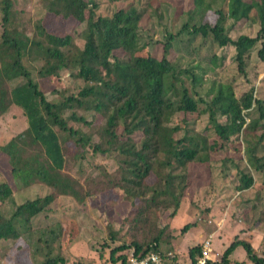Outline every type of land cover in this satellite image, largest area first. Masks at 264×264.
<instances>
[{"label":"trees","instance_id":"16d2710c","mask_svg":"<svg viewBox=\"0 0 264 264\" xmlns=\"http://www.w3.org/2000/svg\"><path fill=\"white\" fill-rule=\"evenodd\" d=\"M193 2L201 7L204 0ZM46 5L55 14L65 18L74 16L85 23L81 29L83 47L75 43L72 34L48 31L41 20L34 24V33L27 32L16 19L12 0H0L3 28L0 116L16 105L28 121L24 132L0 145V153L8 156L14 175L22 179L25 187L41 183L52 190L17 205L10 215L0 209V240L17 241L29 235L33 218L49 209L57 196H71L82 203L108 187L109 181L101 174V186L96 187L95 175L83 179L66 170L67 163L71 159L80 160L89 147L94 153L113 155L120 180L116 185L128 199L139 205L144 203L150 211L169 207L172 199L179 205L188 186L191 166L211 174L212 154L232 145L239 148L235 139L240 135L246 144L249 165L264 172V100L255 95V89L237 97L230 83L220 84L208 101L195 89L201 76L194 72V67L183 68L170 58L176 39L188 30L211 38L220 47H234L238 71L246 75L248 60L258 43L256 54L264 63V0H231L229 9L218 10L219 17L213 25L186 23L177 33L169 31L159 40L143 37L142 13L131 3L109 16L98 13L97 0H46ZM227 15L237 21L252 18L260 28L255 36L241 34L233 38L225 26ZM159 44L163 46L161 57L154 54ZM118 50L129 53L128 58L117 56ZM218 60L214 54L212 61L217 64ZM36 62L41 65L36 66ZM62 69L71 71L72 83L81 79L84 84L76 85L71 91L56 88L53 92L58 97L49 99L38 78L59 75ZM18 77L25 81L11 87L10 82ZM251 108L258 116L248 122L251 112L245 110ZM203 113L208 114V122L203 129H197L193 122ZM259 129L263 132L256 136L254 132ZM135 134H140L138 140ZM22 142L33 149L27 152ZM72 149L74 152L69 153ZM233 158L229 155L225 160L233 161ZM105 170L100 167L99 173ZM151 174L157 176L152 183L148 182ZM240 182V190L254 184L253 177L245 173L241 174ZM12 196L9 183L0 181V202ZM193 225L186 223L182 232ZM49 233L53 240L61 236L58 228ZM78 233L76 223L69 231L66 244ZM110 238L119 240L115 231L110 233ZM161 240L159 235L147 242L136 238L125 240L111 249V259L126 264L131 251L136 256L156 251L166 264H177L175 254L160 249ZM204 242L190 247V264H196L203 256ZM239 246H243L246 258L253 264H264V256L243 238L234 239L219 259L209 258L204 264H242L232 258ZM58 263L65 264L61 255L47 256L37 264Z\"/></svg>","mask_w":264,"mask_h":264},{"label":"rangeland","instance_id":"374dc122","mask_svg":"<svg viewBox=\"0 0 264 264\" xmlns=\"http://www.w3.org/2000/svg\"><path fill=\"white\" fill-rule=\"evenodd\" d=\"M230 1L204 0L203 5L198 7L193 0H97V11L109 16L122 6L134 4L142 13L143 37L159 40L169 31L177 33L186 23L191 25L207 22L213 25L218 20V10L229 9ZM12 2L17 21H20L27 32L34 33V24L41 20L48 31L62 35L72 34L75 43L83 47L81 29L85 23H81L74 16L65 18L51 12L46 0ZM253 12L254 10L252 14ZM1 16L0 13V35L3 30ZM225 26L233 38L241 34L255 36L260 28L257 20L245 18L237 21L229 15L226 16ZM259 47L260 43L248 60L246 75L238 71L234 47H220L211 38L191 34L188 30L176 39L170 58L183 68L194 67V72L201 76V82L195 89L208 101L215 95L220 84L228 83L232 85L237 97L254 88L255 95L264 100V63L256 54ZM162 51L163 46L159 44L154 49V54L161 57ZM214 54L219 57L217 64L212 61ZM116 55L127 59L129 53L118 50ZM40 65L41 63L36 62V66ZM70 73L69 69H62L59 75L38 78L49 99L55 100L58 97L53 92L56 88L71 91L76 85L84 84L81 79L72 83ZM24 81L22 77L15 78L10 82V86L14 87ZM186 81L190 85V81ZM245 112H251L247 118L248 122L252 117L256 119L258 116L253 108ZM99 121L100 119L97 120ZM207 122L208 114L203 113L193 125L197 129H203ZM27 128L28 121L23 110L12 105L0 116V145L8 143ZM261 132L263 131L259 129L254 134L257 136ZM135 138L138 140L140 134H135ZM262 143L264 144V141ZM235 144L239 148L232 145L212 154L211 174L204 170L202 172L196 165L191 166L188 186L179 205L172 199L169 207H157L151 211L144 203L139 205L138 202L134 203L128 199L124 190L118 187L119 174L115 171L118 163L113 155L94 153L89 147L86 155L80 160L71 159L66 170L73 175L83 176V179L90 174L95 175L96 187L101 186L102 175L106 182L109 181L108 187L100 193L88 196L82 203L71 196H57L49 209L33 218L29 235L17 241L0 240V264H37L47 256L56 255L64 257L65 264H120L121 260L112 261L111 249L125 240L136 238L147 242L156 235L162 239L160 249L165 253L175 254L177 264H190V247L202 243L209 236H212L211 259H219L225 248L236 238L249 240L256 252L264 256V172L256 171L249 165L242 135L235 139ZM22 146L27 152L33 149L23 142ZM72 152L74 149L69 151ZM229 155L234 156L233 161L225 160ZM100 167L106 170L99 173ZM243 173L252 176L254 184L240 190L238 186ZM156 180L157 176L154 174L148 178L150 183ZM0 181L9 183L13 189L12 198L4 203L0 202V209L7 215L26 200L44 196L52 191L41 183L25 187L22 179L14 175L8 156L3 153H0ZM74 219L79 233L72 242L66 244L69 231L76 224ZM189 222L194 225L187 232H182L183 226ZM56 228L61 231V236L53 240L49 230ZM113 231L117 232L119 240L110 238ZM131 250L126 252L130 253ZM232 258L242 264H253L246 258L243 246L234 251Z\"/></svg>","mask_w":264,"mask_h":264},{"label":"built area","instance_id":"2783aa9c","mask_svg":"<svg viewBox=\"0 0 264 264\" xmlns=\"http://www.w3.org/2000/svg\"><path fill=\"white\" fill-rule=\"evenodd\" d=\"M212 237V236H211ZM211 237L206 238L203 244V256L196 264H204L206 259L211 258ZM126 264H166L159 252L149 251L143 256H136L133 251L128 256Z\"/></svg>","mask_w":264,"mask_h":264}]
</instances>
